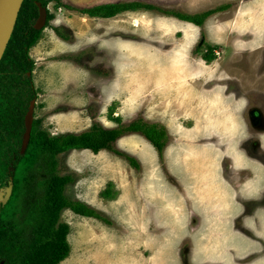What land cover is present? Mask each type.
Returning a JSON list of instances; mask_svg holds the SVG:
<instances>
[{
  "label": "rangeland",
  "instance_id": "rangeland-1",
  "mask_svg": "<svg viewBox=\"0 0 264 264\" xmlns=\"http://www.w3.org/2000/svg\"><path fill=\"white\" fill-rule=\"evenodd\" d=\"M62 1L73 7L59 13L55 1L48 6L59 13L56 25H66L68 41L54 35V18L30 50L39 97L35 118L43 120L42 128L82 132L93 122L117 127L109 117L114 108L124 124L142 117L165 126L168 142L160 153L140 133L120 137L114 147L135 157L139 168L106 149L63 153L60 170L74 178L65 194L108 222L64 209L71 248L59 264H264V0ZM128 1L187 14L232 6L202 26L158 10L111 18L78 11ZM240 24L253 25L243 32L259 33L262 48L242 52L248 44L239 40ZM217 39L223 48L206 61L207 43ZM63 60L77 69L71 80L81 73L77 90H63L93 93L91 102L50 104L52 90L65 97L60 89L68 73H58L50 86L47 70ZM70 105L79 112L64 113L70 116L65 125L52 117ZM108 187L113 199L102 196Z\"/></svg>",
  "mask_w": 264,
  "mask_h": 264
},
{
  "label": "trees",
  "instance_id": "trees-1",
  "mask_svg": "<svg viewBox=\"0 0 264 264\" xmlns=\"http://www.w3.org/2000/svg\"><path fill=\"white\" fill-rule=\"evenodd\" d=\"M52 1H55L56 9L63 6L73 7L63 3L62 0H24L14 32L0 61V163L1 156L8 157V154L3 152L5 141L19 137L21 142L25 130L24 117L30 100L36 97L37 90L33 80L35 61L30 56V50L40 40L44 30L34 28L39 14L37 2L48 7ZM222 8L224 7L221 6L219 9ZM140 9L158 10L197 26H202L211 13V10H206L187 14L177 10H165L152 3L141 1L102 3L79 8L78 11L90 17L111 18L125 11ZM54 17L55 14L48 10L46 27ZM53 29L58 36L68 40L67 28L56 25ZM62 58L71 57L68 54L63 55ZM203 58L212 61L215 54L206 51ZM113 111L114 108H111L109 117L118 123L117 127L105 128L102 124L93 122L89 129L82 132H66L55 137H50L47 130L42 128L41 119L34 120L28 149L24 155H18L19 170L16 173V186L12 198L16 202L15 208L6 207L0 214V256L6 259L5 264H59L63 261L69 255L71 246L68 240L69 225L63 221L58 222L62 208H69L82 216L95 217L108 222L99 211L64 194L66 184L74 180L69 174L64 177L58 175L53 177L48 184L46 199L43 207H40L41 210L30 200L26 204L23 197L28 191V184L23 182V179L26 177L25 180L29 182L28 167L32 166L35 159L46 158L55 164L56 153L89 149L97 154L106 149L126 156L132 166L139 168L135 157L126 155L114 147V143L129 132L142 134L160 153L163 152L168 142L165 126L150 123L142 117L124 124L119 116L113 115ZM0 184L4 185L1 177ZM102 196L113 199L112 188L103 190Z\"/></svg>",
  "mask_w": 264,
  "mask_h": 264
},
{
  "label": "flooded vegetation",
  "instance_id": "flooded-vegetation-1",
  "mask_svg": "<svg viewBox=\"0 0 264 264\" xmlns=\"http://www.w3.org/2000/svg\"><path fill=\"white\" fill-rule=\"evenodd\" d=\"M221 6H223L224 8L219 9ZM231 6L232 5L230 2L229 3L226 2V3L218 4L215 7L208 8L207 10H211V13L208 16V19L210 17H212L215 13L224 12V11L229 10L231 8ZM48 10H49V6H48ZM248 29L253 30L254 29L253 25L250 28H248L247 26L242 27V24H240L238 36H239L240 41H243V42L248 44V45L244 46L242 52L254 53V51H256L257 49L262 48L263 45L259 44V43H261V42H259L260 34L259 33L257 34V32L254 33L252 36L245 37V35L247 33L243 32V31L248 30ZM223 30L225 31L228 29H223ZM257 38H258V40H257ZM220 44H222V42L219 39H217L215 41V43L208 42L206 51H208V52L212 51L215 54L216 50L218 49V46H220L221 49L223 48L222 45H220ZM254 44H256V46H254ZM65 59H67V58H65ZM35 90H37L36 87H35ZM37 95H38V91L36 93V97L33 98L36 100L35 106H36V102L39 98V97H37ZM33 99L30 100L28 108H29L30 103ZM27 111H28V109H27ZM27 111H26V113H27ZM55 112H60V111H55ZM55 112H53V113H55ZM35 119H41V118H35V112H34V120ZM42 122H43V120L41 119V123ZM33 123H34V121H33ZM24 125H25V117H24ZM32 129H33V126H32ZM24 132H25V130H24ZM24 132H23V134H24ZM47 132H48L50 137H55V136H58V135L63 133V132L58 133L56 131H51V133H50L48 130H47ZM64 133H66V132H64ZM23 134H22L21 142L19 141V137L9 138L4 142L5 145H4V151L3 152L7 153L8 157L1 156L0 177L4 180V185L0 184V188L8 187L9 182L12 178L13 179V189H12V194L10 196V199L8 200L6 205L4 207H2L1 213L4 210V208L9 207V205L11 203L16 205L15 200L14 199L12 200V198H13V193H14V189L16 186L15 185V182H16L15 177H16L17 170H19L18 155H24L26 153V150L28 149V146H27L25 152H22ZM31 136H32V131H31ZM31 136H30V140H29L28 145L31 142ZM64 152H66V151H64ZM64 152L56 153V155L54 157L55 164H52L50 159L47 160L46 158H43V159L37 158V160L35 159L34 162L32 163V166L30 165L28 167L29 170L27 171V176H28L29 182H27L25 180L26 177L23 179V182L28 184V191L24 193V197H23V200L26 204H27V201L30 200L32 204H36V206L38 208H40L45 202L46 190L48 188V184L50 183V181L53 180V177L57 176V175L60 177H64V176L68 175L65 171L60 170L61 167L63 166V161H64L63 153ZM30 164H31V162H30ZM65 188H66V186H65ZM64 194H65V189H64ZM14 208H15V206H14ZM41 208L39 210H41ZM64 209L65 208L61 209V211H62L61 213H63ZM61 217H62V214L60 215L58 222L62 221ZM5 261H6V259L4 257L0 256V264H5Z\"/></svg>",
  "mask_w": 264,
  "mask_h": 264
},
{
  "label": "water",
  "instance_id": "water-1",
  "mask_svg": "<svg viewBox=\"0 0 264 264\" xmlns=\"http://www.w3.org/2000/svg\"><path fill=\"white\" fill-rule=\"evenodd\" d=\"M23 2L24 0H0V61L4 56V53L14 32ZM37 6L39 9V14L34 23V28L37 30H41L46 27L48 9L46 6H43L41 2H37ZM35 101V99L31 101L28 111L25 115V132L23 134L22 152H25L30 140L34 121ZM12 189V178L9 182L8 187L0 188V213L2 207H4L10 199Z\"/></svg>",
  "mask_w": 264,
  "mask_h": 264
},
{
  "label": "crops",
  "instance_id": "crops-1",
  "mask_svg": "<svg viewBox=\"0 0 264 264\" xmlns=\"http://www.w3.org/2000/svg\"><path fill=\"white\" fill-rule=\"evenodd\" d=\"M62 12V11H59V13ZM58 13V14H59ZM57 16L55 15V23H53L52 25H56L59 20H60V16ZM92 18H101V17H92ZM184 22V20H181ZM63 22H66V21H63ZM188 22V21H186ZM188 23H191V22H188ZM66 24V23H65ZM193 24V23H192ZM195 25V24H194ZM61 26H64L66 27V25H61ZM54 31V30H52ZM56 33V32H55ZM55 36H57L59 39H62V40H65L64 38L58 36L57 34H54ZM52 36V35H51ZM65 41H68V40H65ZM38 60V57L36 58ZM40 59V58H39ZM65 59V58H64ZM66 60V59H65ZM63 60V62H60V63H55L54 62V65H50L49 69L47 70L48 72V75L50 76V86H53L54 82H55V79L57 78V74L60 73V72H64V73H68V74H65L66 75V78H64V81H66V85H61V89L60 91L63 90L64 87H73L75 90L78 89L79 86H81V79H77V77L80 76L81 73H78L76 74V78L75 80H71L73 79L72 75L74 73L75 70H77L76 68H72V66H69L67 65V61ZM62 61V60H61ZM39 66H40V62L38 63ZM55 71V72H54ZM63 76V75H62ZM71 80V81H68V80ZM53 88V87H51ZM65 90V89H64ZM63 90V91H64ZM57 91L55 89V91L52 90L51 94L49 95H52L53 97L51 99H49V102L50 104L54 101H56V99H59L60 101L58 102H63V106H67L68 103H71V102H76L77 104L75 105H82L85 104V102H91L92 101V98L94 96V94H90L88 96L85 95V94H80V95H77L78 93H71L70 92V89L69 90H65L64 91V94H65V97L64 96H60L59 94H57ZM54 94V95H53ZM70 95H77V97H73V98H70ZM46 96V94H45ZM102 98V97H101ZM63 100V101H62ZM57 105V103L54 105V106H49L50 108H55ZM75 105H70V107H68L66 110H63V108L61 110H59L60 112H55L52 114V117L53 118H57L56 121H60L63 125H65L64 121L67 120V117H70V116H64V113H67V114H70V115H73V114H76L78 113V109H76L74 106ZM69 106V105H68ZM83 110V108H81V111ZM59 113V114H58ZM59 117V119H58ZM72 125H69L68 128H70ZM62 127V126H61Z\"/></svg>",
  "mask_w": 264,
  "mask_h": 264
},
{
  "label": "clouds",
  "instance_id": "clouds-1",
  "mask_svg": "<svg viewBox=\"0 0 264 264\" xmlns=\"http://www.w3.org/2000/svg\"><path fill=\"white\" fill-rule=\"evenodd\" d=\"M47 9H48V7H47ZM49 10H50V9H49ZM58 10L61 11V10H62V7H59ZM50 11H51V10H50ZM51 12H52V11H51ZM55 26H56V25H55ZM45 28H46V27H45ZM52 29H53V27H52ZM70 132H71V131H70Z\"/></svg>",
  "mask_w": 264,
  "mask_h": 264
}]
</instances>
